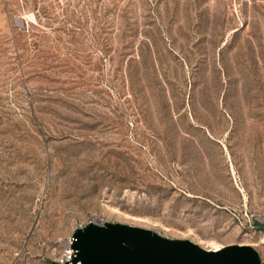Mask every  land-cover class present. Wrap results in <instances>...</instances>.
Wrapping results in <instances>:
<instances>
[{
  "label": "rangeland",
  "instance_id": "1",
  "mask_svg": "<svg viewBox=\"0 0 264 264\" xmlns=\"http://www.w3.org/2000/svg\"><path fill=\"white\" fill-rule=\"evenodd\" d=\"M264 249V0H0V264L89 221Z\"/></svg>",
  "mask_w": 264,
  "mask_h": 264
},
{
  "label": "water",
  "instance_id": "2",
  "mask_svg": "<svg viewBox=\"0 0 264 264\" xmlns=\"http://www.w3.org/2000/svg\"><path fill=\"white\" fill-rule=\"evenodd\" d=\"M71 238L72 262L79 264H264V249L261 255L250 245L210 250L120 222H87Z\"/></svg>",
  "mask_w": 264,
  "mask_h": 264
},
{
  "label": "built area",
  "instance_id": "3",
  "mask_svg": "<svg viewBox=\"0 0 264 264\" xmlns=\"http://www.w3.org/2000/svg\"><path fill=\"white\" fill-rule=\"evenodd\" d=\"M104 222L105 221L103 220L92 221V223L97 224V225H102ZM71 241H72V238L70 236L65 246V249L63 250L61 257L55 263L57 264H79V262H72V258L74 256V250L71 248Z\"/></svg>",
  "mask_w": 264,
  "mask_h": 264
}]
</instances>
